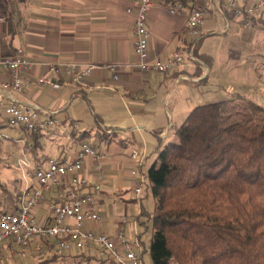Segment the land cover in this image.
<instances>
[{"label": "crops", "instance_id": "obj_1", "mask_svg": "<svg viewBox=\"0 0 264 264\" xmlns=\"http://www.w3.org/2000/svg\"><path fill=\"white\" fill-rule=\"evenodd\" d=\"M172 2L155 0L149 13L151 57L164 60L180 52L186 59L183 66L163 74L142 71L138 66L133 26L139 0H0V57L14 55L22 49L28 58L35 61V65L24 72L33 84L24 93L0 95V100L36 105L41 111L49 112L45 115L58 119L55 128L42 133L3 126L4 140L21 144L24 152L28 150L33 154V158H29L32 164L38 166L49 157L73 156L85 142L103 149L104 178L100 189H94L92 158L85 160L88 184L74 187L79 194L95 193L101 217L102 212L108 214L110 211L105 206L113 197L124 199L130 191L136 198L139 196L136 200L139 201L141 215L145 204L140 196L147 183L146 174L160 148L173 138L176 128L197 106L191 97L193 90L200 94L197 89L210 77L208 65L198 61L195 55L197 48L194 49V62H187V55L193 44L197 47L203 35L214 31L217 22L229 26L231 21L237 20L229 14H221L217 4L209 2L203 35L191 38L187 35L188 16L199 0L185 2L182 12H171ZM263 19L257 18L256 21L262 22ZM203 57L211 60L206 54L200 58ZM56 61L93 64L96 67L85 78L84 84H77L66 74L49 70L48 65ZM11 75L0 64V84L10 81ZM41 78L46 82L39 83ZM211 79L215 82L213 87H222L218 78ZM233 88L227 87L226 91L230 94L239 92ZM133 149L140 152L136 160L130 156ZM3 161L0 155V165ZM134 168L138 171L137 176L131 173ZM144 178L146 183L142 192L137 194L135 188ZM34 184H37L36 180ZM68 189L64 186L46 191V201L36 212L39 222L48 220L47 203L63 200ZM108 220L102 218L101 223L91 227L96 232L115 236L120 229L110 233ZM46 243L50 251L40 255L42 264L109 261L84 252L75 255L58 252L54 242ZM37 246L38 242L34 241L32 247ZM32 252L29 248L11 249L6 243L0 246V258L6 256L9 260Z\"/></svg>", "mask_w": 264, "mask_h": 264}, {"label": "trees", "instance_id": "obj_2", "mask_svg": "<svg viewBox=\"0 0 264 264\" xmlns=\"http://www.w3.org/2000/svg\"><path fill=\"white\" fill-rule=\"evenodd\" d=\"M146 177L154 264H264L263 106L239 92L197 105ZM21 188L0 178L4 211Z\"/></svg>", "mask_w": 264, "mask_h": 264}, {"label": "built area", "instance_id": "obj_3", "mask_svg": "<svg viewBox=\"0 0 264 264\" xmlns=\"http://www.w3.org/2000/svg\"><path fill=\"white\" fill-rule=\"evenodd\" d=\"M172 1L170 11L182 12L185 2L197 0ZM154 2L155 0H139L133 26L135 53L140 70L168 74L175 68L183 66L186 59L180 52L164 60L151 57L149 13ZM209 2H215L221 14L231 15L245 27H250L257 18H264V0H199L188 16V37L200 38L203 35L202 27L205 24ZM194 49L193 44L189 52L192 59H194ZM0 64L12 74L10 81L0 84L2 93L0 95H10L13 92L24 93L33 84L32 80L24 76V72L31 69L35 61L28 58L22 49L14 55L0 57ZM95 67L96 65L93 64L82 65L77 62L62 61L48 65L53 73H64L77 84H84L85 78L91 75ZM45 82L43 78L39 80V83ZM45 114L49 112L41 111L36 105L0 100V155L5 139L2 133L3 126L42 133L58 125L57 118ZM139 155L140 152L137 149L130 152L134 160L138 159ZM86 158L94 160V189L98 190L104 178L105 152L90 142L82 143L71 157H49L43 165L39 166L33 165L25 155L18 159L17 167L22 180L21 193L18 205L14 209L4 211L0 203V246L6 243L11 249L29 248L40 256L50 251L46 247V242L52 241L56 251L70 255L84 252L95 258H106L115 264H146L137 250L139 243L127 238L123 231H119L115 236H109L104 232H96L91 227L92 224L102 222L98 199L93 192L79 194L74 189L76 186L87 185L89 182V176L85 173ZM131 173L133 176L138 175L135 168ZM145 183L144 178L135 188L137 194L142 192V186ZM64 186L69 188L65 191V198L61 201L50 200L47 203L48 220L39 222L36 219V212L46 201V191ZM34 241L38 242L37 248L32 247Z\"/></svg>", "mask_w": 264, "mask_h": 264}, {"label": "rangeland", "instance_id": "obj_4", "mask_svg": "<svg viewBox=\"0 0 264 264\" xmlns=\"http://www.w3.org/2000/svg\"><path fill=\"white\" fill-rule=\"evenodd\" d=\"M221 20L223 19H219V21ZM230 23L231 25L225 26L224 22H217V26L211 34L207 33L200 38L195 55L198 57V61L208 65L210 77L197 89L200 94H196L198 91L193 90L191 94L193 99H191L196 103L194 105L228 99L231 94L226 91V88L234 87L233 89L264 107V19L262 22H253L250 27H245L238 20ZM205 54L210 56L211 60H206L205 57L200 58ZM187 62H194L189 55H187ZM211 77L218 78V83L222 87H213L212 84L215 82ZM23 154L28 159L33 158L30 151L24 152L21 144L3 141L1 157L4 163L0 165L2 179L21 177L17 160L23 157ZM8 166L10 168H7ZM149 190L148 186H145L140 197L144 198L146 209L151 211L154 207V198ZM137 198L133 191H130L124 199L119 196L113 197L111 203L105 206L110 211L108 214L102 212V218L109 219L107 229L110 233L120 229L127 238L137 241L140 245L137 250L143 256L145 263L154 264L150 254L152 222L145 215H140ZM128 201H131V205L128 204ZM144 220H148L146 224L141 222ZM139 234L140 236H138ZM41 259L37 252H32L12 257L11 260L3 256L0 258V264H42ZM97 262L98 264H115L111 260L105 261V263Z\"/></svg>", "mask_w": 264, "mask_h": 264}]
</instances>
